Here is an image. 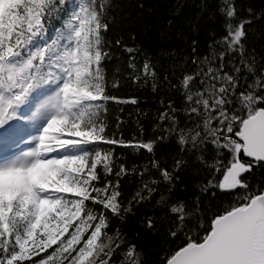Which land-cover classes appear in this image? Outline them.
<instances>
[{"label":"snow or ice","instance_id":"snow-or-ice-1","mask_svg":"<svg viewBox=\"0 0 264 264\" xmlns=\"http://www.w3.org/2000/svg\"><path fill=\"white\" fill-rule=\"evenodd\" d=\"M217 11L223 34L182 70L184 107L161 101L153 129L161 132L125 140L109 131L108 105L138 101L111 95L113 76L129 73L153 91L170 81L139 46L122 35L109 39L124 22L116 0H0V264H150L120 225L157 195L166 236L181 241L160 264H264V179H250L264 170V48L258 54L249 44L251 9L244 17L236 0H222ZM202 18L190 21L193 30ZM117 49L127 62L110 75ZM169 139L181 153L171 166L156 159ZM26 140L27 151H10ZM116 147L151 159L129 165ZM190 167L211 176L198 186L201 195L230 199L214 210L199 196L172 200ZM144 226L155 234L161 225L149 216Z\"/></svg>","mask_w":264,"mask_h":264},{"label":"trees","instance_id":"trees-1","mask_svg":"<svg viewBox=\"0 0 264 264\" xmlns=\"http://www.w3.org/2000/svg\"><path fill=\"white\" fill-rule=\"evenodd\" d=\"M207 2L208 8L204 9ZM222 0H116V16L123 15L124 22L121 24L122 31L119 33L110 32L109 39L114 35H122L129 46H139L148 53L156 62L162 66L161 76L167 75L169 82L161 79L156 91L152 90L151 82L145 84L134 83L129 79V73L116 74L113 78L118 82V87L109 88V93L121 99L135 98L137 104H114L108 105L109 131L117 136L122 135L125 140L134 136L138 139L154 138L161 130L154 131L157 123L156 117L162 109L161 101H171L177 108L184 107V100L179 87V81L183 69L190 65L185 62L193 56L202 57L209 54V44L213 40V34L217 37L223 34V17L217 9ZM236 4L244 9L242 16L247 17V9L255 14L254 23L248 29L251 34L250 45L256 47L259 54L264 48L261 42V34H264V0H236ZM208 14L205 15L204 12ZM203 18L199 26L193 30L190 21L196 17ZM57 23V22H54ZM134 36L133 41L129 37ZM196 41V51L192 52L191 42ZM127 62V54L122 50H116V57L109 64L110 75L116 68H122ZM123 109V111H120ZM179 123L185 126L189 123L185 114L177 113ZM116 117L123 123L116 127ZM143 128L141 135L140 129ZM156 159H160L171 166L172 157L179 156V146L173 139H169L159 146ZM117 155H122L129 165L146 164L150 155L147 153L136 154L128 149L116 147ZM215 156L214 150L209 146L205 158L210 162ZM190 158V157H189ZM180 179L176 183L171 194L172 200H184L192 202L194 198L200 197L201 202L208 209H216L222 202L230 199L229 196L217 192L213 197L211 194L201 195L199 185L206 183L211 178L209 173L203 169L188 168L179 173ZM253 184L264 179V170L257 169L251 176ZM136 181L129 183L127 191L135 190ZM161 191L165 186L161 185ZM159 195L151 201L134 209V214L127 217L124 224L120 225L128 239L143 250L150 264H160V260L168 250L178 246L181 241H173L165 233L164 226L168 217L166 210L156 204ZM211 214V213H209ZM153 216L160 222V230L153 234L145 226L147 217Z\"/></svg>","mask_w":264,"mask_h":264},{"label":"rangeland","instance_id":"rangeland-1","mask_svg":"<svg viewBox=\"0 0 264 264\" xmlns=\"http://www.w3.org/2000/svg\"><path fill=\"white\" fill-rule=\"evenodd\" d=\"M35 134H36L35 131H33V135ZM30 144H31L30 140H26L25 142H21L18 145H13L10 148V151L15 153H19L21 151H27L30 147Z\"/></svg>","mask_w":264,"mask_h":264}]
</instances>
